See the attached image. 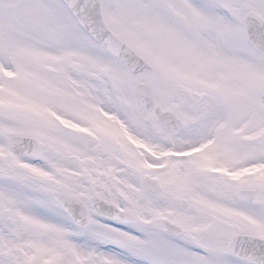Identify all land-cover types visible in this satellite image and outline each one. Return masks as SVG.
Segmentation results:
<instances>
[{"label":"snow or ice","instance_id":"obj_1","mask_svg":"<svg viewBox=\"0 0 264 264\" xmlns=\"http://www.w3.org/2000/svg\"><path fill=\"white\" fill-rule=\"evenodd\" d=\"M0 264H264V0H0Z\"/></svg>","mask_w":264,"mask_h":264}]
</instances>
